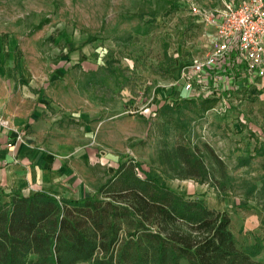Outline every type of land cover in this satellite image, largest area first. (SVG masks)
<instances>
[{"label":"rangeland","instance_id":"374dc122","mask_svg":"<svg viewBox=\"0 0 264 264\" xmlns=\"http://www.w3.org/2000/svg\"><path fill=\"white\" fill-rule=\"evenodd\" d=\"M191 4L222 8L221 0H0L2 112L21 135L30 126L36 148L58 155L66 177L81 182L54 185L57 196L92 195L134 160L212 209L223 198L264 205V89L234 92L206 112L205 99L174 95L180 65L204 57L214 36ZM181 144L203 157L212 181L169 173L165 153Z\"/></svg>","mask_w":264,"mask_h":264},{"label":"trees","instance_id":"16d2710c","mask_svg":"<svg viewBox=\"0 0 264 264\" xmlns=\"http://www.w3.org/2000/svg\"><path fill=\"white\" fill-rule=\"evenodd\" d=\"M216 103L201 100L202 110ZM210 153L224 174V162ZM165 161L178 179L213 180L203 157L182 144ZM0 194L8 200L0 201V264H263L255 258L263 246L238 245L228 211L173 191L134 160L79 200Z\"/></svg>","mask_w":264,"mask_h":264},{"label":"built area","instance_id":"2783aa9c","mask_svg":"<svg viewBox=\"0 0 264 264\" xmlns=\"http://www.w3.org/2000/svg\"><path fill=\"white\" fill-rule=\"evenodd\" d=\"M198 24L214 30L209 52L184 61L176 86L190 100H229L234 92L264 82V0H224L223 7L190 5ZM0 130L12 131L0 105ZM21 140V135H18Z\"/></svg>","mask_w":264,"mask_h":264},{"label":"crops","instance_id":"0c3cea01","mask_svg":"<svg viewBox=\"0 0 264 264\" xmlns=\"http://www.w3.org/2000/svg\"><path fill=\"white\" fill-rule=\"evenodd\" d=\"M223 1L221 0L222 7ZM178 75L179 71H177L176 80ZM177 89L181 90H176L174 95L176 97L184 96L182 87ZM261 89H264V82L260 89L249 87L241 91L249 90L251 92V90ZM10 126L12 131L0 130V186L15 188L14 191L20 190L24 195L31 189L33 191L31 195L37 192H45L57 198L73 200L89 196L68 198L59 197L53 193L52 187L56 184L69 182L74 187L75 185L79 186L81 182L78 183L77 178L70 180V177H66L68 170L58 155L48 151L45 146L36 148V141L27 137L30 126L24 135H21L20 131L11 124ZM18 135H21V140H18ZM29 187L30 189H28ZM236 205L237 211L235 212L233 208ZM213 207L217 210L228 211L231 214L232 230L241 248L249 249L257 243L264 248V205L249 208L247 201L237 199L236 203L223 198L218 199ZM255 258L264 264V249Z\"/></svg>","mask_w":264,"mask_h":264}]
</instances>
